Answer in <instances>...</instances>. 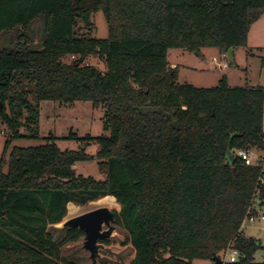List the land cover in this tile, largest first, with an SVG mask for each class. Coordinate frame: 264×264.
Wrapping results in <instances>:
<instances>
[{
    "label": "trees",
    "instance_id": "obj_1",
    "mask_svg": "<svg viewBox=\"0 0 264 264\" xmlns=\"http://www.w3.org/2000/svg\"><path fill=\"white\" fill-rule=\"evenodd\" d=\"M99 11L105 40L92 37L90 17ZM263 14L264 0H0V122L10 139L38 138L42 101L90 102L105 132L71 133L76 151L50 136L3 155L0 264H68L61 248L84 233L55 225L68 203L105 196L121 207L114 223L134 253L127 264L210 261L228 247L240 256L222 264H264L253 259L260 242L240 228L254 203L264 206L261 162L245 166L235 154L264 152V88H231L225 76L212 88L180 84L167 61L172 49H232L233 56ZM68 56L74 60L63 63ZM90 57L105 71L84 65ZM91 144L94 156L85 152ZM91 159L99 180L73 170Z\"/></svg>",
    "mask_w": 264,
    "mask_h": 264
},
{
    "label": "rangeland",
    "instance_id": "obj_2",
    "mask_svg": "<svg viewBox=\"0 0 264 264\" xmlns=\"http://www.w3.org/2000/svg\"><path fill=\"white\" fill-rule=\"evenodd\" d=\"M90 21L93 25L92 37L98 40L107 39L108 27L103 13L99 11L92 14ZM39 28L40 24L36 23L34 25V31L36 32L35 42L40 40L38 35ZM214 58L217 62H226L228 68L219 70L212 62ZM233 59L234 62L232 63L227 57L224 58V55L216 48L201 49L200 55L195 54V52L191 53L179 49H172L167 53V61L169 64H175V67L178 68V82L180 84L187 83L197 88H212L216 87L223 76H225L227 84L231 88H264V14L250 27L247 45L235 50ZM73 60L74 57L68 56L62 62L68 64ZM84 65L105 71L104 63L96 57L88 58L84 62ZM102 118V111L100 109H94L90 102H75L73 105L67 106L57 102L42 101L39 103L38 120L35 127V131L38 134L37 139L28 137L11 140L10 130L0 122V159L5 155L6 160L11 149L14 147L30 148L44 145L50 136L55 138V144L61 150H79L80 144L76 140L69 139V135L73 133L78 138H84L86 136L98 138L105 135ZM20 132L27 136L29 135L28 130L24 128ZM8 139H10V145L4 154L5 141ZM97 151L98 147L96 144H91L85 149V152L91 156H94ZM252 153L256 152L254 151ZM257 155L256 157L259 159L264 158L263 151L257 152ZM257 159H255V162ZM98 163L99 161L97 159L76 162L73 170L78 175L91 176L99 180L102 176L99 172ZM79 207L80 209L75 216L98 207H107L116 214L120 211V208L98 205L96 201ZM263 207H258L254 203L250 211L256 212V210ZM67 218L66 213L61 223L67 220ZM61 223L55 225V227L61 228ZM111 225L114 226L111 237L98 240L97 242L98 249L94 263L90 258V253L83 247L84 236L80 237L76 242L68 243L62 247L60 250L61 257L68 264H127L134 255L131 245L127 243L128 235L116 223L113 222ZM260 226L259 222L248 224L246 227L241 228V232L247 238H253L255 241H258L261 239V232L258 230ZM217 256L224 261L223 253H219ZM253 259L255 262L264 261L263 246L254 252ZM192 264H213V262L211 260H194Z\"/></svg>",
    "mask_w": 264,
    "mask_h": 264
},
{
    "label": "water",
    "instance_id": "obj_3",
    "mask_svg": "<svg viewBox=\"0 0 264 264\" xmlns=\"http://www.w3.org/2000/svg\"><path fill=\"white\" fill-rule=\"evenodd\" d=\"M232 49H229L226 56L233 63L234 59L232 56ZM196 54V52H195ZM228 163L231 164L233 161V154L227 152L226 154ZM116 213L111 211L107 207H98L89 212L81 215L69 218L61 223V228L71 227L78 228L84 233V244L83 247L90 253L91 260L95 261L98 249V240L110 238L114 226L111 224L115 220ZM211 261L213 264H222V260L217 256L213 255Z\"/></svg>",
    "mask_w": 264,
    "mask_h": 264
},
{
    "label": "built area",
    "instance_id": "obj_4",
    "mask_svg": "<svg viewBox=\"0 0 264 264\" xmlns=\"http://www.w3.org/2000/svg\"><path fill=\"white\" fill-rule=\"evenodd\" d=\"M227 56L224 55V58H226ZM212 62L216 65V67L219 70H223L228 68L227 63L226 62H217V60L214 58L212 59ZM236 157L239 158L245 166H254L256 165L257 162H261V172L260 175L258 177V183L259 184H264V162H262L261 159H259L258 157H256V155H254L253 153H251L250 151L247 150H237L235 152ZM258 158V159H257ZM255 159L256 162H255ZM252 209V208H251ZM251 209L248 210L247 214L245 215L240 228H244L246 227L248 224H253L256 222L260 223V229L262 232V237L260 240V245L264 247V207L263 208H259L258 210H256V212H252L250 211ZM240 256V252L232 247H228L224 252H223V257H224V261L223 262H229V263H234L238 260Z\"/></svg>",
    "mask_w": 264,
    "mask_h": 264
},
{
    "label": "bare ground",
    "instance_id": "obj_5",
    "mask_svg": "<svg viewBox=\"0 0 264 264\" xmlns=\"http://www.w3.org/2000/svg\"><path fill=\"white\" fill-rule=\"evenodd\" d=\"M96 204L105 205V206H108L110 208H117V209L121 208V207H119V204L117 203V201L115 200V198L113 196H105V197L97 200ZM79 209H80L79 206H75L72 203H68L67 204V216H68V218L71 216H75L78 213Z\"/></svg>",
    "mask_w": 264,
    "mask_h": 264
},
{
    "label": "crops",
    "instance_id": "obj_6",
    "mask_svg": "<svg viewBox=\"0 0 264 264\" xmlns=\"http://www.w3.org/2000/svg\"><path fill=\"white\" fill-rule=\"evenodd\" d=\"M262 16H263V15H262ZM260 18H261V17H260ZM255 23H256V22H255ZM255 23H254V24H255ZM248 35H249V32H248ZM234 52H235V51H234ZM233 54H234V53H233ZM170 65H171V67H175V64H171V63H170ZM263 121H264V119H263ZM263 131H264V130H263ZM253 154H254V155H257V152H256V153H253ZM257 156H258V155H257ZM261 160H262V162H264V158H263V157L261 158ZM258 230H259V232H261L260 227H258ZM261 237H262V232H261ZM260 240H261V239H259L258 241L260 242Z\"/></svg>",
    "mask_w": 264,
    "mask_h": 264
}]
</instances>
